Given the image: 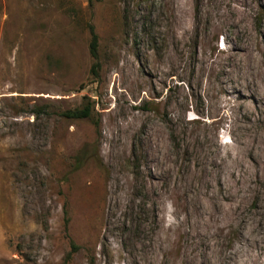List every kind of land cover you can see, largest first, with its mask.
<instances>
[{
	"label": "rangeland",
	"instance_id": "374dc122",
	"mask_svg": "<svg viewBox=\"0 0 264 264\" xmlns=\"http://www.w3.org/2000/svg\"><path fill=\"white\" fill-rule=\"evenodd\" d=\"M0 264H264V0H0Z\"/></svg>",
	"mask_w": 264,
	"mask_h": 264
},
{
	"label": "trees",
	"instance_id": "16d2710c",
	"mask_svg": "<svg viewBox=\"0 0 264 264\" xmlns=\"http://www.w3.org/2000/svg\"><path fill=\"white\" fill-rule=\"evenodd\" d=\"M90 34H91L90 55L95 62L93 65L92 74L93 76H97L99 68H100V65L98 62L99 61V55H98L99 43H98V36L95 33V30L93 27H90ZM92 111H93V106L90 103V101H87L84 103L82 108H77L75 110L66 111L62 113V116L70 120L91 119ZM89 157H90L89 153L86 150L83 151L81 155L76 158V166L78 168L82 167ZM71 245H72V248L76 250V247H74V244L72 242H71Z\"/></svg>",
	"mask_w": 264,
	"mask_h": 264
},
{
	"label": "bare ground",
	"instance_id": "6f19581e",
	"mask_svg": "<svg viewBox=\"0 0 264 264\" xmlns=\"http://www.w3.org/2000/svg\"><path fill=\"white\" fill-rule=\"evenodd\" d=\"M232 7H233V6H232ZM232 13H233V12H232ZM235 13H236V12H235ZM241 17H242V16H241ZM244 21H245V20H244ZM246 23H247V22H246ZM232 26H233V25H232ZM244 29H245V28H244ZM247 46H248V45H247ZM242 48H243V47H242ZM246 52H247V51H246ZM250 53H251V52H250ZM250 53H249V54H250ZM251 54H252V53H251ZM247 55H248V54H247ZM246 61H247V60H246ZM251 62H252V61H251Z\"/></svg>",
	"mask_w": 264,
	"mask_h": 264
}]
</instances>
